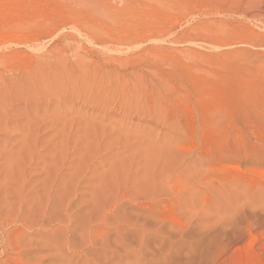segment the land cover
I'll return each instance as SVG.
<instances>
[{"label":"rangeland","instance_id":"rangeland-1","mask_svg":"<svg viewBox=\"0 0 264 264\" xmlns=\"http://www.w3.org/2000/svg\"><path fill=\"white\" fill-rule=\"evenodd\" d=\"M93 1L0 0V106L15 107L0 130V214L36 200L55 157L63 181L83 163L91 184L114 173L139 183L165 167L170 184L197 188L177 209L165 198L169 225L174 215L184 225L140 260L114 251L116 264H237L252 240L264 260V0H99L113 16L95 33L92 15L74 9ZM221 20L226 30L213 31ZM25 142L34 157L19 178L10 165ZM87 184L67 212L83 206ZM51 225L3 222L0 264L15 255L4 237L15 226L32 264H61Z\"/></svg>","mask_w":264,"mask_h":264},{"label":"bare ground","instance_id":"bare-ground-1","mask_svg":"<svg viewBox=\"0 0 264 264\" xmlns=\"http://www.w3.org/2000/svg\"><path fill=\"white\" fill-rule=\"evenodd\" d=\"M98 1L99 0H94L93 4H90L88 7L83 6L86 2H81L83 7H79L81 4L75 6L76 8L73 6L76 11L80 10V12H82L81 10H86L92 15V22L89 20V23L91 22V26L89 27L94 33L100 29L109 30L108 27H110V24H107L108 27H106V24L105 26L100 24L104 23L105 21L103 20L105 19L107 21V18L112 19L113 16L110 11H105L103 6L106 4ZM101 4L103 5L100 6ZM71 8L70 6L69 9ZM105 8H108L107 5ZM64 13L66 12L64 11ZM72 13L73 12H71V14ZM80 14H77V16ZM107 14H112V16L110 17V15L108 16ZM85 15L88 18L89 14ZM104 15L107 16V18L104 19ZM80 17H83V15ZM82 20L84 22L86 18ZM225 21H210L212 24L211 26L210 24L208 25L213 31H223L227 28ZM204 29L209 28L205 27ZM103 33L105 32L103 31ZM137 35L138 32L135 39ZM100 39V42L104 43L103 37ZM75 43L76 42H74V44ZM126 44H130V42ZM76 48H78V46ZM186 50L189 51L191 49L188 50L186 48ZM19 53L18 51V54ZM80 55L79 57H81ZM11 56L13 55L11 54ZM57 56L58 55H56V57ZM196 56V53L192 54V57ZM14 57H16V55H14ZM79 57L78 60L81 61L82 57ZM78 63L81 64L80 62ZM42 67L43 63L37 64L38 71L42 70ZM26 74L27 76H25L24 79L27 80L31 78L35 72L31 71ZM4 85L5 83L3 82L0 84V96H4L3 93L6 92ZM10 109H6L5 106H0V130H4L5 127L11 123L7 117V113ZM29 129L34 131L31 126H29ZM33 144L34 142L32 145ZM32 157H34L33 149L31 152L29 144L25 142L24 146L16 153V157L10 165V170L13 171L14 169L20 175L19 178L23 176L27 178V170L30 168L27 163ZM53 162H56V164L52 165ZM59 162V159L55 157L52 159L51 163L43 169L44 179L38 183L42 188L40 189V194L35 195L37 197L35 201L30 202L26 208L23 207V210L18 212L20 205H25L27 203V201L21 202V199H19L17 202L18 206L14 208L9 206L4 214H0V228L3 226V222L5 225L15 224L24 226L28 229H38L42 225L43 228H50L52 227L51 223L55 221L58 226L55 227L49 235H45V237L54 246L61 264H116L113 252H119L121 250H131L134 255L137 256V259L140 260L142 256H146L145 249L150 240L157 241L159 246H163L167 234V227L172 230L175 227L178 228L184 225L182 219L185 218L182 215L171 216V224L169 225L167 222L168 217L165 215L167 207L165 198L168 196L172 199L174 198L173 202L175 209H177L181 206L179 205L180 203L190 200L197 191V188L194 190V188L190 186L187 190H181L176 183L170 184L169 178L172 176V173H169L165 167H162L158 172L157 169L153 172L144 170V178L139 183H134L128 178L120 179L117 174L114 173L108 178H99V180H96L95 184H91L93 179L87 177L88 172H86V167L83 163H79L69 174L68 179L63 181V178L59 176L58 170L56 169ZM170 180H172V178ZM32 181L34 182L33 179ZM81 182L88 183V197L83 201V206L72 214L67 212V210L73 203V198L80 189L79 185ZM51 192L54 193L51 194ZM31 193L34 194V190H32ZM18 226H15L4 234L10 251L15 252L14 256L9 257L11 260L10 264H32L31 259L26 256L28 250L25 249V246L29 244V242L25 239L24 235L20 233L22 229ZM252 241L246 247L244 259L237 257V261L235 260L237 264H264V260L261 259V261L259 256L250 249ZM260 250L264 251V245Z\"/></svg>","mask_w":264,"mask_h":264}]
</instances>
